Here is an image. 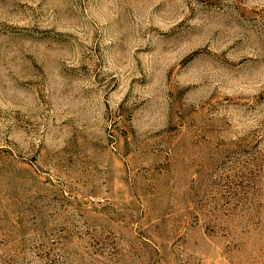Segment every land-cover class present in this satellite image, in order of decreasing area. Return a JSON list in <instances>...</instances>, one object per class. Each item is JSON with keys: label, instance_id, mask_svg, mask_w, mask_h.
Returning <instances> with one entry per match:
<instances>
[{"label": "rangeland", "instance_id": "rangeland-1", "mask_svg": "<svg viewBox=\"0 0 264 264\" xmlns=\"http://www.w3.org/2000/svg\"><path fill=\"white\" fill-rule=\"evenodd\" d=\"M0 264H264V0H0Z\"/></svg>", "mask_w": 264, "mask_h": 264}]
</instances>
